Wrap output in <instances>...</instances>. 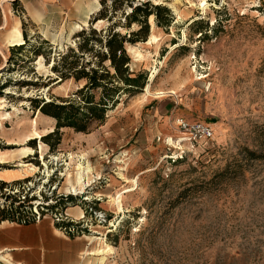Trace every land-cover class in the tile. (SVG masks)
<instances>
[{
	"label": "rangeland",
	"instance_id": "obj_1",
	"mask_svg": "<svg viewBox=\"0 0 264 264\" xmlns=\"http://www.w3.org/2000/svg\"><path fill=\"white\" fill-rule=\"evenodd\" d=\"M150 1L172 22L158 26L151 15L147 40L127 50L148 81L158 71L151 92L121 93L87 131L61 128L54 148L41 137L57 121L29 97L74 98L85 80H61L55 59L77 49L83 29L106 31L131 8L94 22L100 0H68L43 28L24 24L25 45L10 47L0 69V115L10 112L0 125V177L8 179L0 207L10 194L30 199L26 213L81 220L77 264H264V0ZM180 119L210 123L214 138L186 140ZM16 124L33 137L11 141Z\"/></svg>",
	"mask_w": 264,
	"mask_h": 264
},
{
	"label": "trees",
	"instance_id": "obj_2",
	"mask_svg": "<svg viewBox=\"0 0 264 264\" xmlns=\"http://www.w3.org/2000/svg\"><path fill=\"white\" fill-rule=\"evenodd\" d=\"M100 0L101 9L94 16L93 21L101 19L117 18L118 10H122L125 4L131 10H123L124 23L120 20L111 25L108 30L91 28L83 29L81 34L83 39L79 42L77 49L70 48L60 58L55 59L52 70L56 72L61 80L74 78L75 80H85V84L76 92V98L61 100V102L45 101L40 98L29 97L36 110L56 119V129L41 137L51 148L59 142H50L53 135H57L60 140V129L72 127L77 131H87L94 121H104L107 110L111 104L118 102L117 96L123 92H133L141 90L147 85L148 72H135L131 69L132 58L127 50V43L135 44L147 40L150 24L148 19L155 15L158 26H169L172 22L170 10L161 4H154L150 0ZM165 13L164 21H162ZM134 24L137 29H132ZM117 25L129 28V32L123 33L116 30ZM24 44L14 46L21 49ZM13 48V47H12ZM40 55L41 52L36 51ZM88 54L90 58L86 56ZM48 61V59H47ZM33 84L25 81L22 85ZM35 84L39 85L37 82ZM7 84H3L0 89H4ZM99 93L96 100V92ZM0 91V95H1ZM8 182L0 180V190L7 187ZM9 206L0 207V221L9 220L20 224H27L37 221V212L26 213L24 206L30 199L14 200L8 194L6 199H11ZM15 202L18 204L15 205ZM31 207V203L29 204ZM88 209V208H86ZM54 212V211H52ZM90 213V212H89ZM88 213V214H89ZM45 215V213H41ZM58 228H66L69 236H78L86 233V228L82 223L60 221L56 223Z\"/></svg>",
	"mask_w": 264,
	"mask_h": 264
},
{
	"label": "crops",
	"instance_id": "obj_3",
	"mask_svg": "<svg viewBox=\"0 0 264 264\" xmlns=\"http://www.w3.org/2000/svg\"><path fill=\"white\" fill-rule=\"evenodd\" d=\"M66 2L68 0H0V69L7 61L9 49L25 43L24 24L31 22L37 29L43 28L50 22L52 10L57 8L63 15ZM2 99L0 97V102ZM0 120L3 121L1 115ZM23 125L13 126L15 135L11 141L14 143L33 137L29 125ZM6 177L0 180L8 182ZM83 237L67 235L48 216L27 224L3 220L0 221V264H77L86 248Z\"/></svg>",
	"mask_w": 264,
	"mask_h": 264
},
{
	"label": "built area",
	"instance_id": "obj_4",
	"mask_svg": "<svg viewBox=\"0 0 264 264\" xmlns=\"http://www.w3.org/2000/svg\"><path fill=\"white\" fill-rule=\"evenodd\" d=\"M178 128L183 137L186 140L191 142L202 143L214 138L215 130L210 123L201 122V121H193L189 122L184 119H180L178 121ZM37 212V221L40 220L42 217L46 215H41V213ZM52 220L54 221L55 225L57 222L66 221V222H75L79 223L81 220H78L68 214L66 211H54L50 214ZM98 215L103 218L104 215L102 213H98ZM82 223V222H81ZM60 230L66 233V228H59Z\"/></svg>",
	"mask_w": 264,
	"mask_h": 264
},
{
	"label": "bare ground",
	"instance_id": "obj_5",
	"mask_svg": "<svg viewBox=\"0 0 264 264\" xmlns=\"http://www.w3.org/2000/svg\"><path fill=\"white\" fill-rule=\"evenodd\" d=\"M207 5V2H206V0H203V2H202V7L203 8H205V6ZM204 10V9H203ZM203 12V11H202ZM199 17V16H198ZM175 46V45H174ZM157 70L156 71H154L152 74H151V76H150V79H149V81H148V84H147V91L150 93L151 92V83L154 81V79H155V77L157 76L156 74H157ZM158 93H164V91H161V92H158ZM152 94V93H151ZM3 114H5V115H7V116H4V117H2V119H8L9 117H10V112H7V113H3ZM1 123H2V120H0V125H1ZM33 151V149L32 148H27V149H25L24 150V154L25 155H28V154H30L31 152ZM79 177V180H81V175L80 176H78ZM77 177V178H78ZM79 183V182H78ZM81 187V186H80ZM125 191V190H124ZM120 196L121 195H118V198L116 199V201H117V204H118V207L119 208H122V206H121V200H120Z\"/></svg>",
	"mask_w": 264,
	"mask_h": 264
},
{
	"label": "water",
	"instance_id": "obj_6",
	"mask_svg": "<svg viewBox=\"0 0 264 264\" xmlns=\"http://www.w3.org/2000/svg\"><path fill=\"white\" fill-rule=\"evenodd\" d=\"M2 69H3V68H2ZM2 69H1V70H2ZM0 72H2V71H0Z\"/></svg>",
	"mask_w": 264,
	"mask_h": 264
}]
</instances>
